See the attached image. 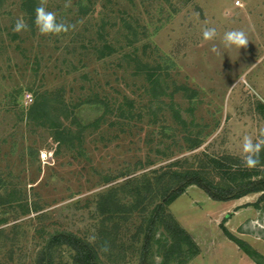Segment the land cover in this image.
<instances>
[{"label": "rangeland", "instance_id": "rangeland-1", "mask_svg": "<svg viewBox=\"0 0 264 264\" xmlns=\"http://www.w3.org/2000/svg\"><path fill=\"white\" fill-rule=\"evenodd\" d=\"M40 4L74 27L15 33L20 3L0 0V264H33L61 231L91 241L104 260L136 264V215L122 214L127 222L114 228L99 205L108 194L124 197L129 178L192 154L243 160L242 137L255 140L264 129V0ZM205 27L217 29L215 40H203ZM231 29L247 33L246 48L220 47ZM157 65L162 76L151 82ZM93 95L109 103L103 115L85 104ZM36 97L48 100L47 121L28 119ZM258 198L214 201L196 186L178 197L168 210L200 250L186 264H258L224 233L264 257ZM55 257L70 262L66 249Z\"/></svg>", "mask_w": 264, "mask_h": 264}, {"label": "trees", "instance_id": "trees-1", "mask_svg": "<svg viewBox=\"0 0 264 264\" xmlns=\"http://www.w3.org/2000/svg\"><path fill=\"white\" fill-rule=\"evenodd\" d=\"M18 1L24 21L32 30L35 27L33 19L37 0ZM102 49L111 50L108 44ZM137 59H140L138 55ZM147 76L149 81L156 82L162 76L161 68L158 65L150 67ZM125 100L132 106L127 97ZM85 104L99 110L101 115L110 107L106 99L99 98L98 95H93ZM49 107L48 100L36 97L29 108L28 119L31 121L37 115L39 119L41 117L47 121ZM61 127L62 124L59 129L55 127L56 134L60 136L67 132L66 128ZM199 143H193L189 151L196 150ZM259 155L260 165L251 169L233 156L215 157L197 153L177 159L148 174L129 178L122 186L125 189L124 197L115 198L108 194L102 199L103 205H99V209L106 214V220L114 224V228L121 219L127 222L126 217L121 218L122 214L130 218L136 215L139 220L136 236L141 238L136 264H186L199 255L200 250L189 233L169 212L168 207L189 187L196 186L214 201L226 202L259 194L252 207L264 213V148ZM110 204L114 207L108 206ZM224 233L256 263L263 264L264 257L251 246L226 230ZM61 249L70 253L69 264H122L119 258L104 260L95 244L68 231L51 234L37 253L33 264H56L55 255ZM155 257H160V262Z\"/></svg>", "mask_w": 264, "mask_h": 264}, {"label": "clouds", "instance_id": "clouds-1", "mask_svg": "<svg viewBox=\"0 0 264 264\" xmlns=\"http://www.w3.org/2000/svg\"><path fill=\"white\" fill-rule=\"evenodd\" d=\"M33 24L37 31L42 35H60L67 33L74 27L72 24L59 20L56 13L47 10L43 4H40L35 8ZM27 28L28 25L26 22L21 18H17L12 26V31L20 33L27 30ZM201 34L203 40L212 41L217 37V29L215 27H205L202 29ZM248 43L249 40L247 33L242 29L226 30L220 39V47L225 50L236 49L240 51V49L246 48ZM210 51L218 53L217 46L213 45ZM262 148H264V129L260 130V134L255 140L248 135L243 136L241 141L243 165L249 169L260 165L259 154ZM92 239H95V237H92ZM154 259L159 262L160 257H155Z\"/></svg>", "mask_w": 264, "mask_h": 264}]
</instances>
